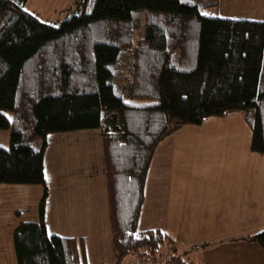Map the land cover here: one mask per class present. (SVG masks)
Wrapping results in <instances>:
<instances>
[{
    "label": "trees",
    "instance_id": "trees-1",
    "mask_svg": "<svg viewBox=\"0 0 264 264\" xmlns=\"http://www.w3.org/2000/svg\"><path fill=\"white\" fill-rule=\"evenodd\" d=\"M27 1L0 0V183L43 186L39 221L15 229L17 264H85L75 238L47 231L44 154L49 134L94 128L114 264H203L164 230H138L147 172L166 137L233 112L264 154V20L221 17L219 0H76L51 24ZM247 239L264 247V230Z\"/></svg>",
    "mask_w": 264,
    "mask_h": 264
},
{
    "label": "crops",
    "instance_id": "crops-1",
    "mask_svg": "<svg viewBox=\"0 0 264 264\" xmlns=\"http://www.w3.org/2000/svg\"><path fill=\"white\" fill-rule=\"evenodd\" d=\"M219 10L264 20V0H219ZM251 136L244 113L233 112L166 137L147 172L138 230H164L203 264H264V247L247 239L264 230V154ZM103 156L99 129L47 136V231L75 238L85 264L116 259ZM42 195L40 184L0 183V264H17L15 229L39 221Z\"/></svg>",
    "mask_w": 264,
    "mask_h": 264
},
{
    "label": "rangeland",
    "instance_id": "rangeland-1",
    "mask_svg": "<svg viewBox=\"0 0 264 264\" xmlns=\"http://www.w3.org/2000/svg\"><path fill=\"white\" fill-rule=\"evenodd\" d=\"M75 2L76 0H28L25 7L27 10L38 15L42 21L51 24H59L67 17V8L74 6ZM206 12L208 13L209 11ZM214 13L220 15L219 7ZM127 102L136 105H144L155 101L147 99H128ZM9 143L10 130L0 128V146L9 147Z\"/></svg>",
    "mask_w": 264,
    "mask_h": 264
},
{
    "label": "snow or ice",
    "instance_id": "snow-or-ice-1",
    "mask_svg": "<svg viewBox=\"0 0 264 264\" xmlns=\"http://www.w3.org/2000/svg\"><path fill=\"white\" fill-rule=\"evenodd\" d=\"M208 13H205V15H207Z\"/></svg>",
    "mask_w": 264,
    "mask_h": 264
}]
</instances>
